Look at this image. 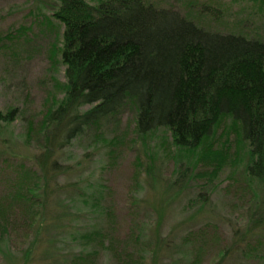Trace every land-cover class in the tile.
Wrapping results in <instances>:
<instances>
[{
	"label": "rangeland",
	"instance_id": "rangeland-1",
	"mask_svg": "<svg viewBox=\"0 0 264 264\" xmlns=\"http://www.w3.org/2000/svg\"><path fill=\"white\" fill-rule=\"evenodd\" d=\"M156 1L213 31L264 38V0ZM54 3L0 0V110L18 109L12 124H0V264H8L9 250L22 258L36 237L33 210L39 208L21 193L29 197L28 187L42 179L34 158L42 138L30 137L28 127L38 130L52 101L64 96L58 85L65 82L58 51L64 26L52 18ZM135 118L126 108L104 125L107 141L88 132L63 153L72 168L61 182L80 218L65 224L55 264H74L78 255L93 251L98 254L91 264H264V235L252 239L248 232L260 218H254L255 209L258 216L264 211V187L247 177L248 145L237 125L225 120L212 139L213 154L200 158L202 149L195 157L178 152L165 129L147 141L139 138ZM89 231H104L109 240L87 242L82 237ZM41 237L46 248L48 238ZM157 237L163 246L156 247ZM247 246L251 253L238 252ZM225 250L229 255L222 260ZM43 258L36 254L30 264H46Z\"/></svg>",
	"mask_w": 264,
	"mask_h": 264
},
{
	"label": "trees",
	"instance_id": "trees-1",
	"mask_svg": "<svg viewBox=\"0 0 264 264\" xmlns=\"http://www.w3.org/2000/svg\"><path fill=\"white\" fill-rule=\"evenodd\" d=\"M54 1L52 18L64 26L58 48L66 66L65 82L58 84L64 96L52 101L55 105L38 130L32 124L28 127L30 137L36 133L42 138L34 157L41 183L28 187L29 197L21 193L39 208L38 213L33 210L38 216L36 237L22 258L8 249V264H30L36 254L48 259L46 264L58 262L55 258L60 238H65L64 229L80 218L71 211L74 198L66 197L61 182L72 168L63 162V153L88 132L97 141H107L104 125L118 119L126 108L136 114L139 138L147 141L165 129L174 148L190 157L201 149L200 158L212 155V139L225 120L231 119L248 145L247 177L264 187V38L213 31L156 0ZM17 112L0 110V124H12ZM181 176L186 178V172ZM56 192L57 205L53 201ZM48 199L54 204L49 214ZM106 213L111 218V212ZM253 216L260 218L252 221L248 232L250 238L258 239L264 235V211L258 216L255 209ZM107 234L89 231L82 238L105 244ZM40 235L48 238L44 239L49 243L46 248L40 246ZM135 238L139 241L141 235ZM163 242L157 237L156 247ZM237 250L243 255L252 249ZM229 251L223 252L222 260ZM157 253L154 249L152 254ZM97 254L82 253L73 263L91 264Z\"/></svg>",
	"mask_w": 264,
	"mask_h": 264
}]
</instances>
